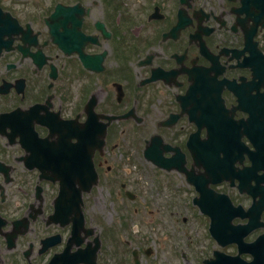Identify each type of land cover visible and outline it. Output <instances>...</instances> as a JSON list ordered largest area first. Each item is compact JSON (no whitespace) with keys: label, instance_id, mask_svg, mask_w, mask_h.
<instances>
[{"label":"flooded vegetation","instance_id":"flooded-vegetation-1","mask_svg":"<svg viewBox=\"0 0 264 264\" xmlns=\"http://www.w3.org/2000/svg\"><path fill=\"white\" fill-rule=\"evenodd\" d=\"M107 125L98 187L54 179ZM127 146L136 179L111 174ZM98 189L166 209L183 264H264V0H0V264H47L78 213L85 248Z\"/></svg>","mask_w":264,"mask_h":264},{"label":"rangeland","instance_id":"rangeland-1","mask_svg":"<svg viewBox=\"0 0 264 264\" xmlns=\"http://www.w3.org/2000/svg\"><path fill=\"white\" fill-rule=\"evenodd\" d=\"M107 90L108 86L103 85V93ZM126 126L125 140H132V133L136 131V128L129 124H126ZM126 148L128 155H124L123 150L116 153V158L119 157L116 160L121 163L119 171L121 173H132L129 175L136 179L138 172L134 171H137L134 156L129 154L132 153V148L131 146ZM97 195L94 199L95 208L90 210V214L94 218L93 224L97 230L96 232L102 240L101 257L105 264H134L131 259L132 249L141 250L142 264H178L183 250L177 249V245H179L182 238L185 239L182 248L187 252L188 259H191L189 256L190 250L186 246L188 238L192 241L188 230L185 235L179 237L173 233L174 226L172 225L175 223L171 221L169 212L159 204L157 206H145L142 201L138 200L134 205L129 203V208L121 212L124 209L108 205L109 196L106 195L104 190H98ZM124 215L129 218L121 226L118 220L123 218ZM148 247L154 252L151 257L146 258L144 249ZM114 252L117 255L113 257L110 253Z\"/></svg>","mask_w":264,"mask_h":264},{"label":"water","instance_id":"water-1","mask_svg":"<svg viewBox=\"0 0 264 264\" xmlns=\"http://www.w3.org/2000/svg\"><path fill=\"white\" fill-rule=\"evenodd\" d=\"M98 248H99V244L97 243V245L91 249V254H90V252L88 253L87 258L81 257V259H78L76 262L84 261L85 264H96L95 263L96 256H97V252L96 251L98 250ZM72 263L73 262H71L70 264H72Z\"/></svg>","mask_w":264,"mask_h":264}]
</instances>
